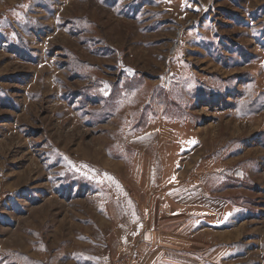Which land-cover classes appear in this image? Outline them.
Returning <instances> with one entry per match:
<instances>
[{
	"label": "rangeland",
	"instance_id": "rangeland-1",
	"mask_svg": "<svg viewBox=\"0 0 264 264\" xmlns=\"http://www.w3.org/2000/svg\"><path fill=\"white\" fill-rule=\"evenodd\" d=\"M0 264H264V0H0Z\"/></svg>",
	"mask_w": 264,
	"mask_h": 264
}]
</instances>
